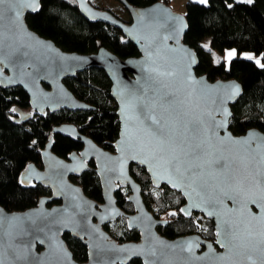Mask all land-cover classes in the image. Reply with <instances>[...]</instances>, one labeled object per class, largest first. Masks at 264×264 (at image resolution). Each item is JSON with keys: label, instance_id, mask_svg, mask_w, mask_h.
Returning a JSON list of instances; mask_svg holds the SVG:
<instances>
[{"label": "water", "instance_id": "obj_1", "mask_svg": "<svg viewBox=\"0 0 264 264\" xmlns=\"http://www.w3.org/2000/svg\"><path fill=\"white\" fill-rule=\"evenodd\" d=\"M30 2L22 0L15 5L20 12L15 23L11 14L2 22L9 38L4 39L0 48V85L23 86L30 94L33 109L40 114L60 108H94L90 102L76 96L64 79L86 68L101 67L111 80L120 130L114 142L115 152H111L79 132L72 122L55 125L54 134L80 140L83 149L80 153L72 152L68 158L59 157L53 152L52 137L42 150V166L29 164L22 172L20 182L24 186L42 184L50 189L52 196L41 197L38 205L20 212L7 211L0 205V261L3 264H129L139 259L144 264H251L247 259L251 254L256 264H260L258 251H229L222 243H226V229L243 230L251 216L261 214V207L252 202L244 207L243 200L238 205L230 198L235 193L218 194L211 180L209 186L201 187L181 179L165 161L154 155L148 137L135 119L138 113L131 108L132 94H139L140 85L149 77L157 76L152 70L166 69L174 75L158 78L167 85L163 90L177 100L186 113L185 121L202 122L201 137H208V143L221 149L225 156H235L243 147L233 144L232 140L248 139L250 147L256 149L258 140L264 138V132L255 127L243 135L230 129L231 104L239 100L243 84L237 78L212 80L207 74L197 72L199 54L184 40L188 29L186 14L175 11L163 0L148 5L120 0L131 14V19H125L91 0H77L83 16L93 22L118 26L124 36L139 47V55L122 57L104 45L96 51H72L40 35L26 19V14L40 9V0H35V9L28 6ZM154 86L161 87L159 83ZM92 160L103 189L102 204L92 200L71 180L72 176L79 177L88 170ZM131 165L143 167L154 187L165 185L184 196L182 209L187 216L197 213L213 221L215 241L197 232L173 239L161 234L157 228L167 221L158 219L147 208L141 185L131 175ZM206 171L217 176L223 173L215 166H206ZM119 186L131 188L128 199L134 205V213H126L118 205L115 193ZM259 194L258 187L246 186L244 197L250 201ZM53 200L61 203L50 206ZM120 217H125L128 228L141 232L139 241L118 243L106 231L105 225ZM251 225L255 226L256 222L251 221ZM64 233L87 245L86 262L75 258ZM16 253L22 258L18 259Z\"/></svg>", "mask_w": 264, "mask_h": 264}, {"label": "trees", "instance_id": "obj_2", "mask_svg": "<svg viewBox=\"0 0 264 264\" xmlns=\"http://www.w3.org/2000/svg\"><path fill=\"white\" fill-rule=\"evenodd\" d=\"M134 5H148L159 0H128ZM170 4L169 0H163ZM188 29L184 40L199 54L196 70L205 73L212 80L217 78H237L243 84L239 100L232 103L230 129L243 135L250 129L264 132V67L254 59L234 56L230 65L224 60L213 61L210 49L204 47V37L211 36L214 46L224 49L234 46L241 50L252 49L261 53L264 59V0H253L251 4L239 0H188L186 4ZM29 26L40 35L54 39L63 48L75 51H96L101 45L110 47L122 57L139 55V47L124 36L121 28L102 21H90L80 12L77 0H40V9L26 14ZM209 52V53H208ZM79 98L90 102L94 108H60L40 114L30 103V94L20 85L4 87L0 85V205L7 211H24L38 205L41 197L52 196L49 188L33 183L30 187L20 182L22 172L29 164L42 166V150L53 137V152L68 158L72 152L80 153L83 143L62 134H54L56 124L72 122L79 132L89 136L99 146L115 152V140L119 137V117L117 101L111 94V80L105 69L90 67L64 80ZM15 109V111H13ZM93 160L89 169L71 180L78 183L92 199L102 204L103 189ZM131 175L142 188V196L149 210L158 219L167 221L157 230L173 239L183 234L197 232L203 238L215 241L213 221L204 223L193 213L183 212L184 196L168 186L156 188L151 178L141 166L131 165ZM129 186H119L115 197L118 205L126 213H134V205L128 199ZM53 200L49 205L60 204ZM168 216V218H166ZM125 222L116 231L105 225L117 242L139 241L141 232L130 229ZM118 222V221H117ZM117 222H114L116 225ZM113 224V223H112ZM205 224V226H204ZM73 255L81 262L89 258L88 247L69 233H64ZM129 264H144L133 259Z\"/></svg>", "mask_w": 264, "mask_h": 264}, {"label": "snow or ice", "instance_id": "obj_3", "mask_svg": "<svg viewBox=\"0 0 264 264\" xmlns=\"http://www.w3.org/2000/svg\"><path fill=\"white\" fill-rule=\"evenodd\" d=\"M18 2L22 0H0V48L4 39L9 38L3 31L2 22L7 14H11L13 23L19 19L20 12L15 7ZM200 2L205 3L206 0ZM239 2L251 4L253 0H239ZM28 6L35 9L37 6L35 0H31ZM233 55L234 52L227 53L228 57ZM248 58L252 59V57ZM257 63L259 64V61ZM152 71H155L157 76L145 80V83L140 85L139 94H132L131 108L133 112L138 113L135 119L148 137L154 155L165 161L169 169L183 180L201 187L209 186L211 180L213 182L211 186L218 194L235 193L236 195L230 198L238 205H241L242 200L244 207L248 202L257 203L261 207V214L251 216V221H255L256 225L252 226L250 221L245 224L243 230L226 229L224 233L226 243H222V246L228 247L229 251L239 249L242 253L258 251L260 264H264V138L258 140L256 149L250 147L251 142L248 139L232 140L233 144L243 147L235 156H225L221 149L208 143V137H201L202 122L185 121L186 113L178 106L177 100L171 93L163 90L167 85L158 78L171 76L174 73L166 69ZM137 83L139 84V81ZM157 83L161 87H155ZM179 104L182 105L183 102ZM208 156L216 158L209 160L205 158ZM206 166H215L222 169L223 173L217 176L213 172L206 171ZM246 186L258 187L260 194L249 201L244 197ZM237 196L241 199H237ZM16 254L18 259L22 258L19 253ZM221 259L225 258L221 257ZM247 259L251 264H256L251 254L247 255ZM0 264H3V261H0Z\"/></svg>", "mask_w": 264, "mask_h": 264}, {"label": "rangeland", "instance_id": "obj_4", "mask_svg": "<svg viewBox=\"0 0 264 264\" xmlns=\"http://www.w3.org/2000/svg\"><path fill=\"white\" fill-rule=\"evenodd\" d=\"M93 3L100 5L102 7H108L110 8L112 11H114L115 13L121 15L123 18L125 19H131V14L129 13L128 9H126L125 5L123 3L120 2V0H91ZM171 6L173 7V9L179 13H186V4L188 0H169ZM203 45H207L208 49H210V57L213 61H218L220 59L224 60V62L226 63L227 66L230 65V61L231 59L236 56L238 53H240L243 57H252V59H254L256 62L259 61V64L264 65V59L261 53H258L255 50L252 49H248V50H241L238 51V49L234 46H227L224 49H219L217 46H214L213 42H212V37L206 36L204 37L203 41H202ZM229 52H234L235 55L228 57L227 53ZM198 217H200V220L202 221V223H204V219L205 217H203L201 214H197ZM118 221V222H117ZM116 222L117 224L115 225L114 222H112L110 225V228L113 231H116V229L118 228V226L124 225L125 222L122 221V219H118ZM205 226V224H204Z\"/></svg>", "mask_w": 264, "mask_h": 264}, {"label": "built area", "instance_id": "obj_5", "mask_svg": "<svg viewBox=\"0 0 264 264\" xmlns=\"http://www.w3.org/2000/svg\"><path fill=\"white\" fill-rule=\"evenodd\" d=\"M166 218H168V216H166Z\"/></svg>", "mask_w": 264, "mask_h": 264}, {"label": "flooded vegetation", "instance_id": "obj_6", "mask_svg": "<svg viewBox=\"0 0 264 264\" xmlns=\"http://www.w3.org/2000/svg\"><path fill=\"white\" fill-rule=\"evenodd\" d=\"M64 80H65V79H64ZM92 161H93V160H92ZM92 161H91V162H92Z\"/></svg>", "mask_w": 264, "mask_h": 264}, {"label": "crops", "instance_id": "obj_7", "mask_svg": "<svg viewBox=\"0 0 264 264\" xmlns=\"http://www.w3.org/2000/svg\"><path fill=\"white\" fill-rule=\"evenodd\" d=\"M206 1H208V0H206Z\"/></svg>", "mask_w": 264, "mask_h": 264}]
</instances>
